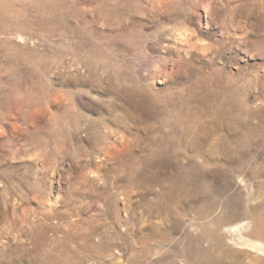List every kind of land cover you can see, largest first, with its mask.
I'll return each mask as SVG.
<instances>
[{
	"label": "rangeland",
	"instance_id": "rangeland-1",
	"mask_svg": "<svg viewBox=\"0 0 264 264\" xmlns=\"http://www.w3.org/2000/svg\"><path fill=\"white\" fill-rule=\"evenodd\" d=\"M229 101L242 168L171 191L241 135L212 112L181 150V112ZM217 263L264 264V0H0V264Z\"/></svg>",
	"mask_w": 264,
	"mask_h": 264
},
{
	"label": "bare ground",
	"instance_id": "bare-ground-1",
	"mask_svg": "<svg viewBox=\"0 0 264 264\" xmlns=\"http://www.w3.org/2000/svg\"><path fill=\"white\" fill-rule=\"evenodd\" d=\"M212 112H214L216 114H218V113L224 114L225 115L224 117L227 120L232 121V128L233 129L230 131L237 132V134L240 133L241 135H236L237 136L236 137V136H234V134L229 133V134H225V135H220L219 137L215 138V140L213 139L210 142L211 143V145H210L211 153H208L203 147L199 146L200 142L199 143L197 142L195 144L194 149L196 150L197 155L190 156V158L193 160L195 165H192L191 172L188 174V178L183 182V184H181V180H182L181 178H179L177 176L174 178L173 184H172L173 189H171V191L174 189L178 190V189L184 188L189 195L187 197H189V198L193 197L192 200L197 199V201H198V198L200 199L203 196L209 197V195L207 194V191H208L207 189H209V187H208V184L206 183V176H207L206 174L208 173V171L205 169L206 167H204V166L207 163V161L209 164H212V160H214L213 153L216 151H221V149L223 148V150H225V152L228 153V155H226V156L228 157V160H229L228 162H229L230 167H227V168L232 170L234 173V172H236L242 168L243 162L246 159V151H245L246 148L244 149V146L245 145L247 146V145L251 144V142H252L253 134L249 131L252 129V127H251L252 125L250 126L249 124H247L244 121L245 119H244V113H243L242 105L238 104V103H234L233 101H229L228 104L224 107H222V105H216L215 108L211 109V112H208L207 115H206V113L205 114L202 113V114H199V116H195L194 113H192V112H188V113L181 112V115L179 116V118H180L179 119L180 120L179 128H178L179 131H176V132L174 131L173 133H175V134L173 136H170V139H173L171 137H174L177 134L178 147L181 148V150H183L184 148L187 147L186 146V140H187L186 137H194V133L197 132L198 125H199L197 123V119L200 117L206 119L210 114H214ZM248 116H249V114H248ZM185 150L188 151V149H184V151ZM234 153L236 154V157L235 158L233 156L230 157V154H234ZM200 156L203 157V161L201 163H199L195 159V158L200 157ZM123 162H124V160H123ZM188 172H189V170H188ZM184 189H182V190H184ZM170 193H172V192H170ZM214 203L211 202V200H210L207 207L205 206L204 208H201L203 206H199L198 208H195L193 210H196L197 212L202 214L205 211L212 210L215 207V204H217V203H215V204ZM215 224H216V222H215ZM242 227H243V225L241 224V225H236L235 227L232 225L230 227H224V228L221 227V228L224 231L230 233V232L237 231L238 229H241ZM218 231L219 230H217V233H215L216 238H220V237H218L220 235V233H218ZM220 240H222V239H220Z\"/></svg>",
	"mask_w": 264,
	"mask_h": 264
}]
</instances>
